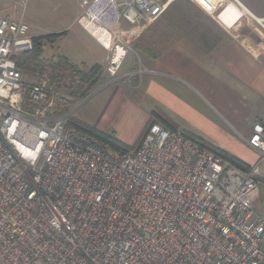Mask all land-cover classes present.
Instances as JSON below:
<instances>
[{"label":"built area","instance_id":"2783aa9c","mask_svg":"<svg viewBox=\"0 0 264 264\" xmlns=\"http://www.w3.org/2000/svg\"><path fill=\"white\" fill-rule=\"evenodd\" d=\"M170 1L77 0L74 21L107 34L114 76L131 50L120 20L150 23ZM25 11L0 0V264H264L253 169L158 122L131 151L67 126L56 90L16 63L33 47ZM246 143L264 159V123Z\"/></svg>","mask_w":264,"mask_h":264},{"label":"crops","instance_id":"0c3cea01","mask_svg":"<svg viewBox=\"0 0 264 264\" xmlns=\"http://www.w3.org/2000/svg\"><path fill=\"white\" fill-rule=\"evenodd\" d=\"M197 1L208 14L216 13L226 26L225 34L216 35L208 26L201 45L195 39L180 38L142 58L135 70H130L132 60L127 68L121 65L117 75L141 74L136 85L140 90L136 106L127 103L123 110L124 116L133 118L132 135L126 138L113 133L130 145L149 118L162 124L160 114L178 130L203 139L253 169L259 180L258 197L264 188V159L257 162L258 153L246 140L254 123H264V0H216L214 7ZM91 38L97 45L94 61L79 69L87 71L99 64L101 74H108L102 71L108 58L106 45ZM112 106L115 111L123 109L117 100Z\"/></svg>","mask_w":264,"mask_h":264},{"label":"rangeland","instance_id":"374dc122","mask_svg":"<svg viewBox=\"0 0 264 264\" xmlns=\"http://www.w3.org/2000/svg\"><path fill=\"white\" fill-rule=\"evenodd\" d=\"M2 1L13 3L15 0ZM76 1L25 0V19L31 25L30 33L33 36L59 33L42 41L41 58L54 56L56 58L64 55L78 68L84 69L85 67L81 65L93 63V51H97V45L91 36L74 21L78 12ZM205 9L195 0H172L150 23L140 21L134 26L123 19L120 20L119 33L131 48L126 54V61L124 58L121 65L127 68L132 60L130 70H135L142 58L155 55L180 38L195 39L200 44L203 33H208L206 30L208 26L212 27V32L216 35L225 34L226 26L216 18V13L210 15ZM22 71L25 80L35 82L38 79L36 74ZM60 72V78L50 84L58 95L56 114H68L67 117L77 118L94 128L107 129L106 131H114L116 134L121 133L126 138L132 135L133 118L129 114L124 116L123 110H126L127 103L135 106L137 104L140 89L138 90L136 85L140 81L141 74H115L114 76L101 74L97 83L87 89L68 69L62 68ZM47 73L48 71L44 77L49 75ZM116 100L120 106L123 105L121 111L113 110L112 104ZM150 120L149 118L145 122L135 142L128 146L137 144ZM255 205L260 212L264 213L263 187L260 188Z\"/></svg>","mask_w":264,"mask_h":264},{"label":"trees","instance_id":"16d2710c","mask_svg":"<svg viewBox=\"0 0 264 264\" xmlns=\"http://www.w3.org/2000/svg\"><path fill=\"white\" fill-rule=\"evenodd\" d=\"M53 35H59L57 34H43V35H37L33 36V47L30 51L21 53L16 57V63L18 67L21 70H24L27 73L30 74H36L37 78L35 82H39L41 80H47L49 84H52L57 81V78H60L61 70L62 68L68 69L70 73L83 85L87 87V89L92 88L100 78L101 75V66L99 64H93L91 65L87 71L80 70L76 65L72 64L66 57L64 56H57L55 58H41L42 53V41L49 39ZM202 40V37H201ZM48 71V76L44 77V74ZM154 112L152 113V115ZM159 121H162V125L166 128L178 130L169 120L164 118L162 115L157 114ZM158 122L154 118H151V120L148 122L147 127L153 123ZM160 123V122H158ZM161 124V123H160ZM67 126L74 127L77 130L86 133L94 138L103 140L107 142L111 148L114 150H122V151H131L138 147L140 140L145 133V131L142 133L140 139L138 140L137 144L135 146H128L121 141H119L114 133L112 131H99L93 126H91L88 123H85L83 121H80L77 118L68 117L67 118ZM146 127V129H147ZM181 131V130H180ZM185 136L192 139L193 141L201 144L202 146L207 147L208 149L212 150L216 154L221 155L222 157L228 159L230 162L234 163L235 165L248 170V168L238 159L235 157L227 154L226 152L220 150L219 148L205 142L203 139L194 136L192 134L186 133L184 131H181Z\"/></svg>","mask_w":264,"mask_h":264},{"label":"bare ground","instance_id":"6f19581e","mask_svg":"<svg viewBox=\"0 0 264 264\" xmlns=\"http://www.w3.org/2000/svg\"><path fill=\"white\" fill-rule=\"evenodd\" d=\"M88 29L96 38H98L99 41H102L106 46H108V36L102 29L92 25H89Z\"/></svg>","mask_w":264,"mask_h":264}]
</instances>
